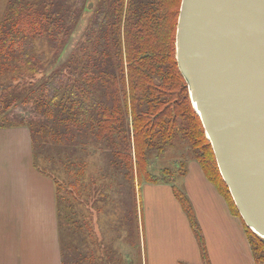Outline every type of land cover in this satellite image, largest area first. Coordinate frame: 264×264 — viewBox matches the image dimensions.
Wrapping results in <instances>:
<instances>
[{
	"label": "trees",
	"instance_id": "16d2710c",
	"mask_svg": "<svg viewBox=\"0 0 264 264\" xmlns=\"http://www.w3.org/2000/svg\"><path fill=\"white\" fill-rule=\"evenodd\" d=\"M180 5L9 0L0 20V126L28 127L34 166L55 184L62 264H101L93 219L114 202L111 194L121 207L133 204L143 182L173 186L206 260L176 184L186 173L178 163L189 153L239 214L177 65ZM17 106L28 118L8 113ZM181 146L180 159L157 168L159 157ZM245 227L256 264H264V239Z\"/></svg>",
	"mask_w": 264,
	"mask_h": 264
},
{
	"label": "crops",
	"instance_id": "0c3cea01",
	"mask_svg": "<svg viewBox=\"0 0 264 264\" xmlns=\"http://www.w3.org/2000/svg\"><path fill=\"white\" fill-rule=\"evenodd\" d=\"M180 188L199 227L206 260L173 186L142 183L135 186L133 204L121 207L113 200L101 212V218L106 212L110 216L111 228L103 232L101 220V264L131 259L127 252L118 253L109 235L120 217L118 227L136 221L137 264H256L242 218L197 161L188 164ZM0 264H62L56 187L34 166L25 125L0 126Z\"/></svg>",
	"mask_w": 264,
	"mask_h": 264
},
{
	"label": "water",
	"instance_id": "95a60500",
	"mask_svg": "<svg viewBox=\"0 0 264 264\" xmlns=\"http://www.w3.org/2000/svg\"><path fill=\"white\" fill-rule=\"evenodd\" d=\"M175 48L220 175L264 239V0H181Z\"/></svg>",
	"mask_w": 264,
	"mask_h": 264
},
{
	"label": "rangeland",
	"instance_id": "374dc122",
	"mask_svg": "<svg viewBox=\"0 0 264 264\" xmlns=\"http://www.w3.org/2000/svg\"><path fill=\"white\" fill-rule=\"evenodd\" d=\"M8 3H9V0H0V20L3 16L4 12H6V10H7ZM85 27H86V22L82 21L80 29L84 30ZM76 34H77V32H76ZM28 112L29 111L24 110L21 106L20 107L17 106L15 108H13L12 110L8 111V113L14 114L13 116H15L16 120H17V118H21V119L28 118L27 117L29 115ZM17 121H19V120H17ZM185 150H186V148L181 146L177 150L174 149V150L168 151L161 158L159 157L156 160L157 161V163H156L157 168H163V167L171 166L175 160L180 159L181 155L185 154V153H182ZM188 153H189V151H188ZM189 154L191 156H188V157L185 156V158H183L184 163L183 162L181 164L178 163L179 167H181L182 169L185 168L186 171H187L188 164L191 161H193V159L191 158L192 153H189ZM181 173H182V170L179 173V176ZM183 179H184V175L182 177H178V179L176 180V184L181 186ZM143 183H148V182H143ZM111 199L118 201L119 198H118V196L117 197L112 196V194H111ZM109 205H110V202L105 203L104 208H108ZM109 218H110V216L106 212L105 216H103L102 218H100V217L98 219L96 218V221L93 219L94 229L98 235H101V220H102L103 232H105L106 229L107 230L111 229L109 226V223H110ZM120 218H118L115 221L116 225L112 226V230H111L109 235L114 237L115 240H114L113 244L115 247L118 248L119 254L123 255L124 252H127L128 254L131 255V259L128 262V264L131 262V260H132V264H137L136 260L133 258L138 253V244H137L138 232L136 229V221L131 223V225L127 224V223H123L120 227H118L120 225V223H118L120 221ZM100 252H101V250H100Z\"/></svg>",
	"mask_w": 264,
	"mask_h": 264
},
{
	"label": "bare ground",
	"instance_id": "6f19581e",
	"mask_svg": "<svg viewBox=\"0 0 264 264\" xmlns=\"http://www.w3.org/2000/svg\"><path fill=\"white\" fill-rule=\"evenodd\" d=\"M194 108V107H193ZM257 234V233H256ZM258 235V234H257Z\"/></svg>",
	"mask_w": 264,
	"mask_h": 264
}]
</instances>
